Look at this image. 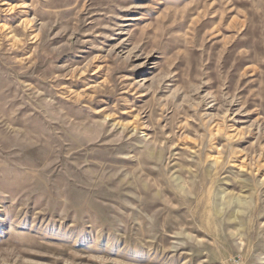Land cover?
<instances>
[{
  "label": "rangeland",
  "instance_id": "rangeland-1",
  "mask_svg": "<svg viewBox=\"0 0 264 264\" xmlns=\"http://www.w3.org/2000/svg\"><path fill=\"white\" fill-rule=\"evenodd\" d=\"M264 264V0H0V264Z\"/></svg>",
  "mask_w": 264,
  "mask_h": 264
},
{
  "label": "built area",
  "instance_id": "built-area-1",
  "mask_svg": "<svg viewBox=\"0 0 264 264\" xmlns=\"http://www.w3.org/2000/svg\"><path fill=\"white\" fill-rule=\"evenodd\" d=\"M230 264H245V263H243L240 258L235 257L230 261Z\"/></svg>",
  "mask_w": 264,
  "mask_h": 264
}]
</instances>
